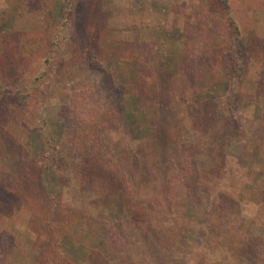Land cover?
<instances>
[{"label":"rangeland","instance_id":"rangeland-1","mask_svg":"<svg viewBox=\"0 0 264 264\" xmlns=\"http://www.w3.org/2000/svg\"><path fill=\"white\" fill-rule=\"evenodd\" d=\"M38 258L264 264V0H0V264Z\"/></svg>","mask_w":264,"mask_h":264},{"label":"trees","instance_id":"trees-1","mask_svg":"<svg viewBox=\"0 0 264 264\" xmlns=\"http://www.w3.org/2000/svg\"><path fill=\"white\" fill-rule=\"evenodd\" d=\"M228 3V2H227ZM239 36L233 41V48H232V58H233V60H234V62H236V66H235V73H234V75H233V77H232V81H233V84H234V88L235 87H237V89H236V91H231V93L232 94H234V93H239V82H238V80H241L240 78L243 76V72H244V67H245V62L242 60V59H240L239 58V56L237 55V53H236V51H237V45L239 44ZM237 82H238V84H237ZM231 94V95H232ZM170 193L171 192H168L167 194H166V197L165 198H170L171 197V195H170ZM172 194V193H171ZM170 196V197H169ZM151 200L149 201V203H148V206H150V205H155V207H156V204H155V202L153 201V202H151ZM145 205H143V207H144ZM159 209H158V208ZM156 207V209L154 210V213H156V214H160L159 216H158V218H161L163 215H162V213H163V210H161V206H157ZM146 209V208H145ZM147 211V210H146ZM150 219H151V221L153 220V218L152 217H150V216H148V220H147V222L148 221H150ZM135 221L138 223L139 222V220H137V219H135ZM134 221V222H135ZM4 244L3 243H1V246H3ZM6 251L9 253V252H12V250L10 249V250H7L6 249ZM43 259V258H42ZM41 260V258L39 259H37L36 261H35V263H33V264H40L39 263V261ZM51 262V264H55V262L52 260V261H50ZM41 264H43V262L41 261Z\"/></svg>","mask_w":264,"mask_h":264}]
</instances>
